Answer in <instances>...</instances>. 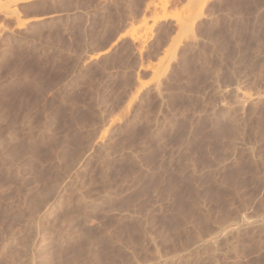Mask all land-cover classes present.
Segmentation results:
<instances>
[{"label":"rangeland","instance_id":"374dc122","mask_svg":"<svg viewBox=\"0 0 264 264\" xmlns=\"http://www.w3.org/2000/svg\"><path fill=\"white\" fill-rule=\"evenodd\" d=\"M0 264H264V0H0Z\"/></svg>","mask_w":264,"mask_h":264}]
</instances>
